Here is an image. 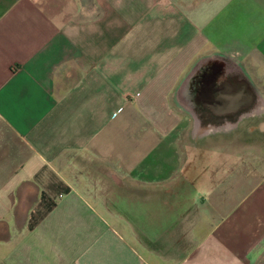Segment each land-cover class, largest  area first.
Returning a JSON list of instances; mask_svg holds the SVG:
<instances>
[{
  "label": "crops",
  "instance_id": "crops-1",
  "mask_svg": "<svg viewBox=\"0 0 264 264\" xmlns=\"http://www.w3.org/2000/svg\"><path fill=\"white\" fill-rule=\"evenodd\" d=\"M204 49L241 85L192 102L255 96L264 144V0H0V264H264V150L183 101Z\"/></svg>",
  "mask_w": 264,
  "mask_h": 264
},
{
  "label": "rangeland",
  "instance_id": "rangeland-1",
  "mask_svg": "<svg viewBox=\"0 0 264 264\" xmlns=\"http://www.w3.org/2000/svg\"><path fill=\"white\" fill-rule=\"evenodd\" d=\"M204 49L200 55L199 63L185 75L183 89L186 95L184 104H189L190 112L200 119V125L216 135V151H257L264 150L262 138L258 137L262 130L261 113L255 110V96H251V106L244 111L228 116H218L205 106L195 105L192 101L200 92L202 82L211 76L227 77L233 83L240 84L238 80V67L235 62L225 61L223 55H208ZM196 70L195 73H193ZM193 75L191 76V74ZM190 79H187L190 77ZM217 83V82H216ZM218 84V83H217ZM241 128H237V127ZM260 126L259 128H257ZM243 131V132H241ZM224 142H226L224 144Z\"/></svg>",
  "mask_w": 264,
  "mask_h": 264
},
{
  "label": "flooded vegetation",
  "instance_id": "flooded-vegetation-1",
  "mask_svg": "<svg viewBox=\"0 0 264 264\" xmlns=\"http://www.w3.org/2000/svg\"><path fill=\"white\" fill-rule=\"evenodd\" d=\"M222 82H224V81H222ZM223 85V83H218V84H216V89L218 90L221 86ZM203 88V84H202V86H201V88L200 89H202ZM219 92V90L217 91V93ZM236 109V108H235ZM242 111V110H241ZM241 111H237V110H233V111H228V112H224V111H217V112H215V111H213L214 112V114H216V115H218V116H228V115H234V114H236V113H239V112H241Z\"/></svg>",
  "mask_w": 264,
  "mask_h": 264
}]
</instances>
